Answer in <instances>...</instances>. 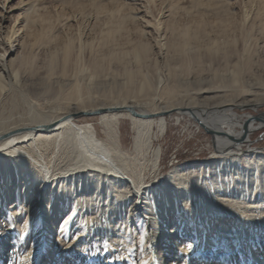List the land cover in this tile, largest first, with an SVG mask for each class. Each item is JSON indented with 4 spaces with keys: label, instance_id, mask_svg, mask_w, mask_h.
Returning a JSON list of instances; mask_svg holds the SVG:
<instances>
[{
    "label": "bare ground",
    "instance_id": "6f19581e",
    "mask_svg": "<svg viewBox=\"0 0 264 264\" xmlns=\"http://www.w3.org/2000/svg\"><path fill=\"white\" fill-rule=\"evenodd\" d=\"M37 1L32 2L21 13L23 15L21 20L19 13L15 16L14 24L6 28L8 31H5L6 35L3 38L6 45L0 38V103L8 97L15 109L22 107V104H29L26 113L19 117H5L0 112V186L2 183L5 185V191L0 187V215H5L11 223L7 205H13L12 208L16 211L14 214H18L21 209L18 201H21V197L26 200L28 196V200H32L29 204V212H33L35 207L36 218L42 219L48 232L43 234L45 230H40L36 234L39 228L32 226L30 244L19 245L20 256L25 259L26 264L49 263L47 255L51 252L49 238H52L53 234L60 235L58 231L64 227V218L74 210L76 200L82 203L86 199L83 198L87 195L84 192L86 187L93 189L88 194L91 199L97 197L100 190H104L106 198L112 196L109 199L111 207L107 210L104 209L105 206L102 207L103 212L107 211L111 218L127 212L131 206L133 213L139 214L144 219V224L149 227L147 235L148 245L151 247L152 260H150L154 264H165L164 255L161 254L164 241L168 252L176 249L173 252L175 256L172 259L175 260L172 264H178L185 258L181 252H187L189 246L187 242L179 241V235L178 237L174 235V231L177 230L168 228V226H179L178 218L173 217L171 224L165 222L169 208L176 206L177 199L183 198L181 203L184 207L189 205L188 199L184 197L185 191L179 186L175 187L177 184L181 185L185 179H187L186 183L191 184L203 180L204 184L207 183L210 189L218 194V197L228 196L229 185H236L240 191L249 189L252 195L261 185L264 190V150H258L252 145L253 133L264 124V114L259 116L247 114L243 117L236 111L254 109L264 105V100H252L246 97L241 100H238V97L222 100L224 96L219 95L217 90L210 89L207 91H213V95L203 98L212 102H198L200 100L197 101L195 98L186 103L183 102L186 95H181L180 92V83L183 80L179 75L200 74L204 70L205 60L211 63L215 60L220 61L221 71H214V76L224 78V81H229L226 77L230 76L232 87L239 85L243 72L250 73L249 58L246 56L242 60L236 48L218 52L220 48L216 46V37H211V40L202 46L206 53L198 52L190 55L191 44L198 41L191 24L194 18L192 12H199L197 15L202 23L199 24L200 26L203 23L207 25L209 16L219 18L221 13H228L224 0H190L189 9L183 6L180 0H161L167 1V5L161 11L168 13L170 19L166 23L161 19L155 21L148 19V22L154 26L156 43L160 48L172 50L177 57L178 65L171 67L166 77L159 75L156 80L154 79L155 81L141 74V71L128 70L125 66L123 72L125 80L115 82V88H119L121 94L111 96L108 101H103L98 96L92 98L89 95L94 92L92 90V87L96 86L94 80L102 76L106 70L107 55H104V59L94 55L91 62H87L83 60V53L86 49L91 54L98 52L95 45L99 43L101 50H108L109 55L117 59L113 45L118 44L117 41L121 39L126 40V44H132L130 36L133 31L128 24L138 20L134 9L130 7L132 4L129 5L123 0H110L104 4L100 3L101 0H88L95 8L96 19L92 27V30L95 26L98 28L95 34H87L84 31V28L90 25L88 20L85 26L81 24L75 28L76 34L72 31L54 34L48 12H44ZM250 2L257 3L256 17L262 19L264 0H250ZM82 3L76 0L72 2V6L77 8ZM5 8H7L6 3L0 0V32ZM225 21L228 24L224 26L239 25L235 18H228ZM21 29L23 34L19 47L49 44L52 48L50 71L45 79L40 76V79H37V76L27 72L29 70L27 56L25 60L17 63L15 56L17 47L14 46V40H17ZM136 30L142 39L136 42L133 48L138 62H141L142 55L151 49L150 44L143 41L144 35L149 31L145 29L139 31V28ZM45 39L46 44H44ZM199 44L201 46V43ZM233 55H237L238 58L234 60ZM71 77L75 78L74 83L69 80ZM86 79L89 83L82 84L81 81ZM66 81L72 85L62 97L65 95L72 101L71 103L65 106V104H51V101L49 103L40 101L42 99L37 95L39 84L45 85L49 82L47 85L60 83L64 86ZM167 81L170 83L166 84ZM10 86L14 88L12 95L9 92ZM60 89L63 90V87ZM131 109L138 115L133 114ZM94 113L95 115H90ZM173 113H187L194 116L203 128L210 130L214 139L213 160L204 165H186L183 173L179 168L173 169L167 176L166 185L156 191L151 187V183H148L150 176L154 177L155 181L161 177L162 148L154 147L155 138L157 133L165 132L166 115ZM96 116L97 123L93 120L79 122L82 117ZM123 118H130L135 133L131 150H126L122 146L120 123ZM97 124L103 127L104 136L100 134ZM252 152H259L256 160L249 158L248 154ZM241 155L245 156V165L241 162L239 157ZM150 157L152 160L149 159ZM149 160L152 162L150 176L147 174ZM111 190L115 192L114 195L111 194ZM199 193V196L204 195L201 191ZM31 195H35L34 198ZM165 197L170 200L169 208H166L165 203L164 205L159 203ZM215 203L213 202V205ZM244 203L232 201L229 204L239 213H244L249 218L253 217L255 210ZM156 204L160 207L159 212L156 210ZM93 213L96 214V211ZM16 216L15 219L22 228L20 240H23L27 229V216L23 217L21 213ZM11 244L6 243L3 245V250H0V256L5 264L17 263L16 255H10L16 247L15 242ZM260 258H264V252L261 253Z\"/></svg>",
    "mask_w": 264,
    "mask_h": 264
},
{
    "label": "rangeland",
    "instance_id": "374dc122",
    "mask_svg": "<svg viewBox=\"0 0 264 264\" xmlns=\"http://www.w3.org/2000/svg\"><path fill=\"white\" fill-rule=\"evenodd\" d=\"M34 1L36 0H3L7 8L3 10L2 29L0 32L1 39L5 37V31H8L6 28L8 29L9 26L14 24L15 16L19 13H23ZM74 1L76 0H38L37 2L40 3V8L43 9L44 12H48L50 16L52 33L64 34L66 32L71 33L72 31L73 34H76L77 31L75 28H78L81 24L85 26V22L88 20L90 25L85 27L84 31L87 32V34L91 33V35H94L96 30H98L97 26L92 30L96 19L95 8L88 0H79L83 3L76 8L72 6V2ZM123 1L129 5L132 4L130 7L134 9L135 15L138 18L136 22L133 21L128 24V27H132L133 31L130 36L132 38V44H126V40L120 38L121 40L117 41L118 44L112 47L116 56H118L116 57L117 59H113L115 56H110L108 50H101L99 43L96 41L95 44H97L95 45V49L99 50L98 52L96 51V53L91 54L88 49H86L85 53H83V60L87 62H91L94 55L101 59H104V55H107L105 59L106 70L102 76L94 80L96 81V86H93L92 90L95 93L89 94L92 98L93 96L95 98L98 96L103 101H108L111 96L121 94L120 89L115 88V82L125 80V75L123 73L125 66L128 70L141 71V74L147 75V77L155 81L159 75L166 77L168 70L178 65L177 57L172 50H166L164 47L160 48L156 43L154 26L148 22V19L152 21L161 19L163 23H166L170 19L168 13H163V11H161L167 5V1ZM180 1L183 6L188 7V9L190 8V0ZM108 2H110V0L100 1L102 4ZM224 2L228 9V13H221L219 18H210L209 16L207 25L203 23V25L200 26L199 24L202 23L198 17L199 15H197L199 12H192L194 18H192L193 22L191 24L193 25L192 28L196 32L199 42L196 41L191 44L192 50L190 55L192 56L198 52L206 53L205 48L202 46L205 45L207 41L211 40V37H216V46L218 49L220 48L218 52L236 48L240 52L239 54L242 60H244L246 56L249 58L250 73L243 72L239 85L232 87L233 84L229 79L230 76L226 77L229 81H224V78L221 79L219 76H214V71H221L220 68L222 65L220 61L215 60L211 63L209 60H205L204 70L200 74L194 76L179 75L181 80H183L180 83L181 95H186L183 102L187 103L190 99L195 98L197 101L200 100L198 102H212V100L207 99L209 98L207 96L213 95V91L216 90L219 95H222V97L224 96L222 100L236 97H238V100L244 99V97L252 100H264V17L262 19L256 17L255 11L257 10V3L252 4L250 0H224ZM182 13L185 15L184 11ZM21 15L19 20L23 18V15L22 17ZM228 18H235L239 24L238 27L229 25L224 26L228 24V22L225 21ZM136 28H139V31L143 29L149 31V33L146 32V35H144L143 41L148 42L151 49L142 55L143 59L141 62H138L136 52L133 48L134 44L142 39L139 37V34L136 33ZM18 34L17 40H14V46L17 47L15 54L17 63L25 60L27 56V69H29L27 72L32 73L35 77L37 76V79H40V77L45 79L50 71L52 56L51 46L47 44L48 46L33 45L32 47L28 45L27 48H24V46L19 47L22 43L21 36L23 30H19ZM44 41V44H46V39ZM2 43L6 45L4 39ZM195 43L198 44L196 45ZM199 43H201V46ZM76 50L75 55H77ZM233 56L232 58H234V60L238 58L237 55ZM84 73H86V71ZM69 80H72V83H74L75 78L71 77ZM85 82L89 83V80L86 79L81 81L82 84ZM48 83H45V85L43 83H41V85L39 84V92L37 95L42 99L40 100L41 102L49 103L51 101V104H65V106L72 102L68 100L65 95L64 97L66 99L62 97L72 83L69 84V81H66L64 86L60 83H50V85H47ZM167 83H170V81H167L166 84ZM62 87L63 90L60 89ZM10 88L11 91L9 92L10 95H12L14 88L11 86ZM210 89L214 90L208 92ZM25 91L27 92V90ZM86 95L88 94H85V96ZM203 97H207V100ZM10 102L11 100L6 97V99H3L0 103V112L5 117H19L26 113L25 111L29 108V104L26 103L22 104V107L19 109H15ZM235 103L238 104V102ZM236 111L243 117H246L247 114L259 116L264 114V105L257 106L254 109L250 108L242 111L237 109ZM166 116L167 128L164 133H157L154 143V147L161 146L162 148L160 163L161 179L159 178L155 181L154 177L150 176L152 173V162L150 160L147 161V167H149L147 174L150 176L148 183H151V187L156 191H159L158 189L166 185L167 176L173 169L179 168L183 173L185 172L184 166L186 165H204L213 160V136L198 123L194 116L187 113H173L170 115L167 114ZM97 118V116L82 117L79 122L93 120L97 123ZM258 122H260V120H258ZM97 125L98 130L100 129V134L104 136L103 127L99 124ZM120 130L123 148L131 150L135 133L130 118L122 119ZM252 145L258 150H264V124L253 133ZM258 153L252 152L248 154V156L256 160ZM241 156H239L241 162L245 165V156ZM149 159L152 160V157ZM258 169L260 171L261 168L259 167ZM186 181L187 179H185V183L182 182L181 185L177 184L175 187L179 186L185 191L184 197L189 201V205L185 206L187 208L181 203L183 198H180V200L177 199L178 201L175 200L177 201L175 207L171 206L168 197L162 199L163 201H159L162 205L165 203L166 208L170 206L173 208L172 210L170 209L171 207L169 208V212L165 217V222L171 224L173 217L178 218L179 226H168V228L177 230L178 232L174 231V235L177 237L179 235V241L181 243L187 242L189 246L187 252H181L185 258L181 259L178 264H194V262H197V264H264V258H260L261 253L264 252V190L261 188L262 185L256 189L254 195L251 194L249 189L248 191L247 189L240 191L237 189L236 185H229L227 188L228 196L218 197V194L215 191L213 192L207 183H205V185L203 180L194 184L186 183ZM0 187H2V191H5L4 183H2ZM214 187L216 186L214 185ZM92 190V188H84V192L87 195L91 193ZM200 191L203 192L204 195L202 194L199 196ZM114 193L115 192L111 190V194L114 195ZM98 194L101 196L99 197L98 195L95 197L97 201L95 198H93V201L89 195L83 197L86 199H84L82 203H78V200H76L74 204L75 212L73 210L64 218L65 224L62 229L58 227V230L60 229L58 231L60 235L56 236L53 234L52 238H49V241L52 242H50L51 245L49 244L51 252L47 253L49 263L47 262L46 264H154L150 258L151 247L148 245L147 234H149V227L144 224V219L140 217L139 214L133 213L134 210L131 206L128 208L129 210L127 212H122L118 216H112L111 218L107 211H104L105 213L103 212L102 207L105 206L104 209L106 210L111 207L109 199L112 196L106 198L104 190H100ZM31 196L34 198L35 195ZM28 199V196L26 200L21 197L22 202L20 200L18 201L21 206L18 214L21 213L23 217L27 216L26 222H28L23 240H20L22 228L15 219L18 214H14L16 211L12 208L13 205H7L9 209L7 210L10 214L9 218L12 219L11 223L8 222L5 215H0V224L2 223L1 226L5 228H0V250H3V245L6 243L14 244L15 242L14 245L16 247L10 253V255H16L17 263L15 264H26L25 259L19 254V245L21 243L26 245L30 244V238H32L30 237V233L33 227L39 228V230L35 232L36 234H38L40 230H45L43 234L48 233L43 225L42 219L36 218L37 213H35V207L33 212H29V204L32 200L30 201ZM212 201L214 203L216 202V205H213ZM232 201L245 202L244 204H247L246 206L253 208L255 210L253 217L249 218L244 213H239L238 210H235L233 206L229 204ZM77 205L82 207L80 208V206ZM155 206L157 212H159L160 207L157 204ZM178 208L179 210H177ZM95 211L96 214L93 213ZM217 211L220 212L218 213ZM32 215L35 217L33 218ZM157 226L158 225H156V227ZM157 228H159V226ZM2 232L5 234H2ZM4 235H6V237H3ZM165 243V241L162 243L161 254L164 255L165 264H172L173 260H175L172 259L175 256L173 252L176 251V249H172L171 252H168L165 249ZM47 251L48 249L45 250V253ZM186 257L189 258L186 259ZM177 261H179V259ZM0 264H5L2 256H0Z\"/></svg>",
    "mask_w": 264,
    "mask_h": 264
},
{
    "label": "water",
    "instance_id": "95a60500",
    "mask_svg": "<svg viewBox=\"0 0 264 264\" xmlns=\"http://www.w3.org/2000/svg\"><path fill=\"white\" fill-rule=\"evenodd\" d=\"M131 112L133 113V114H135V115H138L137 113H136V111H134L133 109H131ZM90 115H95V113L94 114H90ZM202 124V123H201ZM208 133H210V130L209 129H207L206 127L204 128Z\"/></svg>",
    "mask_w": 264,
    "mask_h": 264
}]
</instances>
